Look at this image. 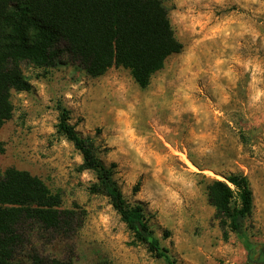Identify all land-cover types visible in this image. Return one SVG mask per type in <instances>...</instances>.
<instances>
[{"label": "rangeland", "instance_id": "374dc122", "mask_svg": "<svg viewBox=\"0 0 264 264\" xmlns=\"http://www.w3.org/2000/svg\"><path fill=\"white\" fill-rule=\"evenodd\" d=\"M162 3L182 49L144 88L123 67L90 76L68 62L22 65L31 87L11 92L0 172L28 170L63 207L84 210L71 238L31 236L41 254L71 255L72 264H167L134 241L105 194L90 190L94 171L79 169L81 153L56 129L60 107L114 165L123 195L143 205L176 264H247L207 199V183L228 172L246 175L253 197L246 232L264 242V0Z\"/></svg>", "mask_w": 264, "mask_h": 264}, {"label": "trees", "instance_id": "16d2710c", "mask_svg": "<svg viewBox=\"0 0 264 264\" xmlns=\"http://www.w3.org/2000/svg\"><path fill=\"white\" fill-rule=\"evenodd\" d=\"M181 49L162 0H0V128L12 115L11 92L31 87L22 70L25 63L47 68L68 62L90 76L123 67L144 88L165 59ZM56 129L81 153L79 169L94 171L90 190L109 198L134 241L165 263L176 264L154 234L143 205L125 198L112 177L114 165L102 162L92 139L69 122L65 107L59 108ZM206 190L223 236L226 229L236 235L247 264H264V242L246 232L253 201L246 175L228 172L223 180L207 183ZM83 217L79 206L63 207L60 194L39 176L5 168L0 172V264H72L71 255L39 253L30 238H71Z\"/></svg>", "mask_w": 264, "mask_h": 264}]
</instances>
